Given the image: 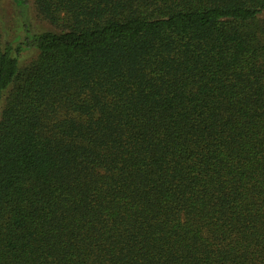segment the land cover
<instances>
[{"label": "trees", "instance_id": "obj_1", "mask_svg": "<svg viewBox=\"0 0 264 264\" xmlns=\"http://www.w3.org/2000/svg\"><path fill=\"white\" fill-rule=\"evenodd\" d=\"M0 264H264V0H10Z\"/></svg>", "mask_w": 264, "mask_h": 264}, {"label": "rangeland", "instance_id": "obj_2", "mask_svg": "<svg viewBox=\"0 0 264 264\" xmlns=\"http://www.w3.org/2000/svg\"><path fill=\"white\" fill-rule=\"evenodd\" d=\"M11 7L10 0H0V33L1 28L4 31H10L16 24L15 15Z\"/></svg>", "mask_w": 264, "mask_h": 264}]
</instances>
